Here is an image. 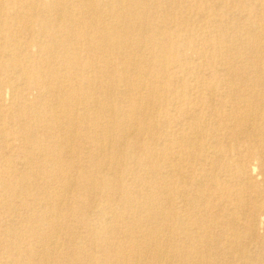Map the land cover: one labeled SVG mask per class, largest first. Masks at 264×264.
I'll use <instances>...</instances> for the list:
<instances>
[{"label": "rangeland", "instance_id": "1", "mask_svg": "<svg viewBox=\"0 0 264 264\" xmlns=\"http://www.w3.org/2000/svg\"><path fill=\"white\" fill-rule=\"evenodd\" d=\"M262 136L264 0H0V264H264Z\"/></svg>", "mask_w": 264, "mask_h": 264}, {"label": "bare ground", "instance_id": "2", "mask_svg": "<svg viewBox=\"0 0 264 264\" xmlns=\"http://www.w3.org/2000/svg\"><path fill=\"white\" fill-rule=\"evenodd\" d=\"M120 1V0H119ZM38 4H39V2H38ZM167 62V61H166ZM167 64V63H166ZM165 65V64H164ZM110 128H112V127H110ZM66 133V132H65ZM45 138V137H44ZM261 143L264 145V136H262V140H261ZM258 155H259V157H262L263 155H264V151L263 150H261L260 152H258ZM223 160V159H222ZM185 194V193H184ZM149 204H150V206H151V210H153L155 213H159V212H161L162 210H163V208H162V206H153V205H151V201H149ZM220 244V243H219ZM160 246V245H159ZM161 248V247H160ZM161 250V249H160ZM162 251V250H161ZM161 251H159V253L161 252ZM166 251V250H165ZM137 253H139L138 251H137ZM163 253H164V251H163ZM136 257H137V255H135ZM141 256V255H140ZM161 257V256H160ZM164 257V256H163ZM200 258V257H199ZM139 259V258H138ZM158 260V259H157ZM156 260V262H159V261H157ZM163 260V259H162ZM201 260V259H200ZM137 263V262H136ZM200 263V262H199ZM138 264V263H137ZM160 264H161V261H160Z\"/></svg>", "mask_w": 264, "mask_h": 264}]
</instances>
